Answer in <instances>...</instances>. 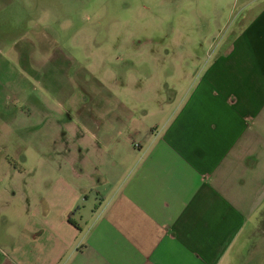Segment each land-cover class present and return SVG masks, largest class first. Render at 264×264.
Here are the masks:
<instances>
[{"label":"crops","instance_id":"0c3cea01","mask_svg":"<svg viewBox=\"0 0 264 264\" xmlns=\"http://www.w3.org/2000/svg\"><path fill=\"white\" fill-rule=\"evenodd\" d=\"M241 11L193 82L184 68L186 84L157 101L153 127H136L119 102L129 160L96 182L68 154L69 178L51 180L40 211H3L0 264H264V193L252 209L243 192L264 166V0Z\"/></svg>","mask_w":264,"mask_h":264},{"label":"rangeland","instance_id":"374dc122","mask_svg":"<svg viewBox=\"0 0 264 264\" xmlns=\"http://www.w3.org/2000/svg\"><path fill=\"white\" fill-rule=\"evenodd\" d=\"M260 1L0 0V228L20 202L23 217L40 211L51 180L69 178L66 155L96 182L102 166L129 160L119 102L136 127H153L157 101L186 84L180 72L191 71V84L243 5ZM246 177L253 209L264 166Z\"/></svg>","mask_w":264,"mask_h":264}]
</instances>
